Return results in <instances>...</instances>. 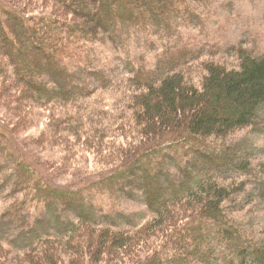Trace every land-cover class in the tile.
<instances>
[{
	"label": "trees",
	"instance_id": "16d2710c",
	"mask_svg": "<svg viewBox=\"0 0 264 264\" xmlns=\"http://www.w3.org/2000/svg\"><path fill=\"white\" fill-rule=\"evenodd\" d=\"M15 1L0 11V86L16 82L6 94L19 109L84 107L101 89L129 88L134 120L128 123L141 135L140 143L122 150L125 159L115 163L102 184L145 190L155 212L153 219L132 229L105 226L83 212L69 231L40 237L18 256V264H122L127 259L137 264H264V242L255 243L229 215L231 206L251 194L249 183L240 181L243 176L189 172L167 183L163 173L165 161L189 146L216 166L223 154L209 150L210 144L229 143L243 131L264 128V55L238 46L231 51L238 64L214 55L200 68L196 64L201 57L161 59L154 68L132 69L126 79L100 72L96 84L82 85L71 64L92 44L115 39L124 25L174 26L183 11L202 0H46L56 5L54 14L29 13ZM94 115L71 116L58 128L93 135L86 129L99 122ZM107 138L97 136L88 143H98L104 152ZM22 146L0 134V151H8L20 178L28 177L31 187L40 190L37 199L74 193L40 175L39 164ZM237 171L264 186V165L249 159ZM155 238L158 242L146 259L134 258L142 242L149 245ZM2 248L11 250L0 230V252Z\"/></svg>",
	"mask_w": 264,
	"mask_h": 264
},
{
	"label": "rangeland",
	"instance_id": "374dc122",
	"mask_svg": "<svg viewBox=\"0 0 264 264\" xmlns=\"http://www.w3.org/2000/svg\"><path fill=\"white\" fill-rule=\"evenodd\" d=\"M10 2L16 1L0 0V11L7 10ZM18 2L29 13H55L56 5L46 0ZM189 9L181 13L174 26L142 29L124 25L115 39L92 44L82 59H75L71 64L78 74V83L96 84L100 72L122 80L132 69L143 65L154 68L161 59L171 62L201 57V62L196 64L200 68L205 59L214 55L221 61L238 64L231 53L238 46L250 48L258 56L264 55V0H202L193 2ZM15 83L0 86V134L5 133L23 145L22 149L39 164L40 175L64 188L74 189V193L67 198L37 199L40 190L31 187L28 177L20 178L17 164L8 151H0V230L11 248L10 252L2 248L0 264H18V256L40 237L69 231L83 212L90 213L105 226L130 229L155 217L145 190L129 185L102 184V178L117 166L115 163L125 159L122 150L127 149L129 143H140L141 135L128 123L134 120L129 103L133 92L129 88L101 89L85 101L84 107L19 109L6 94V89ZM14 93L15 90L12 95ZM80 113L97 114L94 119L99 122L87 125L86 129L93 135L85 132L82 136L58 128ZM262 115L264 120V113ZM17 128L18 133H15ZM99 130L103 131L101 135H97ZM105 135L108 138L104 152H100L98 143H88L91 138ZM208 149L223 154L219 163L216 162L220 167L211 163L209 156L189 146L181 155L174 153L171 160L165 161V182L172 183L182 177L181 173L189 172L203 176L209 173L230 178L243 176L240 181L249 183L251 194H245L237 207L231 206L229 215L234 225L249 231L248 236L255 243L264 242V186L257 183L256 177H247L237 171L249 159H253L256 166L264 165V128L243 131L231 142H216ZM155 241L158 239H152L149 245V241L142 242L143 247L136 250L138 255L134 258L146 259L155 248ZM137 263L127 259L122 264Z\"/></svg>",
	"mask_w": 264,
	"mask_h": 264
}]
</instances>
